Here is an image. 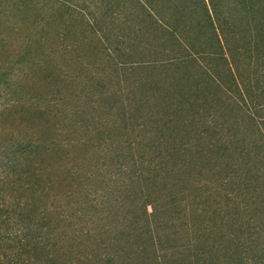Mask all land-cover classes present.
Returning <instances> with one entry per match:
<instances>
[{
    "label": "rangeland",
    "instance_id": "1",
    "mask_svg": "<svg viewBox=\"0 0 264 264\" xmlns=\"http://www.w3.org/2000/svg\"><path fill=\"white\" fill-rule=\"evenodd\" d=\"M244 1L0 0V155L31 146L28 166L40 179L31 192L50 219H59L65 250L108 241L102 223L90 218L132 222L141 205L150 213L149 202L167 193L178 199L165 202L163 238L196 207L208 216L213 207L228 208L233 218L264 228V185L255 188L252 180L236 188L244 172L264 173V120L250 124L224 91L219 25L230 19L222 29L231 33L243 70L239 49L253 40L264 14L263 5L251 10ZM253 57L264 104V40ZM165 123L188 145L161 160L152 147ZM228 128L239 149L233 158L220 149ZM149 161L165 163L166 189L153 183ZM233 170L232 187L219 185Z\"/></svg>",
    "mask_w": 264,
    "mask_h": 264
},
{
    "label": "trees",
    "instance_id": "2",
    "mask_svg": "<svg viewBox=\"0 0 264 264\" xmlns=\"http://www.w3.org/2000/svg\"><path fill=\"white\" fill-rule=\"evenodd\" d=\"M246 3L251 10L254 5L264 6V0H245L240 5L244 6ZM214 12L216 16L213 8ZM229 21L230 19L219 25L226 45V66L229 76L224 91L231 105H235L249 123L255 125L264 120L261 116L264 104L257 100L256 80L250 69L254 58L253 52L264 40V14L258 20L257 33L253 40L239 49L244 58L243 70L238 60L237 49L230 46L231 33L222 29L230 23ZM197 54L202 55L200 52ZM262 65L264 80V61ZM245 69H248V72H245ZM233 130L234 128H228L229 135L220 148L231 158L239 153ZM156 131L159 133L155 142L157 144L152 148L155 149V153L159 151L157 157L161 160L182 154V151L187 149L188 143L186 145L177 141L175 132L166 123ZM30 147L24 146L11 153L5 151L0 155V264H264V228L261 223L245 224L238 218H233L228 208L224 212L223 208L213 207L209 216L204 212L200 213L201 208H193L191 218L187 220L185 217L181 220L179 225L181 231H178V225L174 223L177 230L163 238L158 234V229L165 202L175 204L178 199L174 193H167L165 197L163 194L155 196L154 201L149 202L154 205L150 213L146 209L147 204L141 205L142 212L140 211L132 222H127L123 218L111 220L103 214L97 220L90 218L88 222L92 225L102 223L101 228L109 236L108 241L97 244L95 249L85 248L78 252L65 250L59 243L57 231L59 219H50L44 210L47 208L40 209L31 192L33 187H38L40 179L38 172H31L28 166L29 157L31 158ZM181 156L185 157L184 154ZM151 163L152 161H149L146 167L148 172L157 173L152 178L153 183L161 182V190L166 189L169 186V178L165 163L154 165ZM235 174L233 170L221 178L219 185L227 183L231 186L235 182ZM249 174L250 171L242 174L243 182L238 183L240 185L236 184L238 185L236 188H241V185L248 187L249 184H253L252 180L255 188L264 185V173L256 174L254 177ZM138 175L140 179L151 181L142 172ZM30 192L31 196L27 195ZM224 197L226 202L230 203L234 201L235 195L234 192H229L224 193ZM149 198L151 194L148 193L145 199ZM91 235L92 233L87 234L86 238L90 239Z\"/></svg>",
    "mask_w": 264,
    "mask_h": 264
}]
</instances>
